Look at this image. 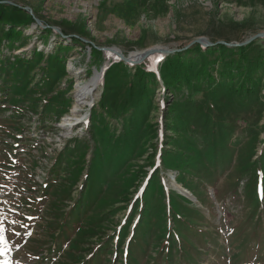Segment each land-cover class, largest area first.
<instances>
[{
    "label": "rangeland",
    "instance_id": "obj_1",
    "mask_svg": "<svg viewBox=\"0 0 264 264\" xmlns=\"http://www.w3.org/2000/svg\"><path fill=\"white\" fill-rule=\"evenodd\" d=\"M0 7V264H264V0Z\"/></svg>",
    "mask_w": 264,
    "mask_h": 264
},
{
    "label": "water",
    "instance_id": "obj_2",
    "mask_svg": "<svg viewBox=\"0 0 264 264\" xmlns=\"http://www.w3.org/2000/svg\"><path fill=\"white\" fill-rule=\"evenodd\" d=\"M36 22L40 23V21L38 19H36ZM260 38H264V33H259L256 36H254L251 39H249L248 41H246V42H244L242 44H236L235 46H245V45L250 44L254 40L260 39ZM195 43H199V44H201L203 46L212 45L204 38L196 40ZM220 43L226 44L225 42H220ZM99 50H102V51H105V52H109V53L113 54L114 56H116L117 58H119L120 60H122L123 62H125L127 64H130V65H133V66H137V65L142 64L145 60L151 58L155 54H162L164 56V55H171L172 53L176 52L174 50H168V49H164V48H151L149 50L144 51V53L142 55H140L138 58H132L130 56H125L124 54H122L118 50H114V49H111V48H101ZM183 192L185 194H187L191 199L195 200V198L193 197L191 192H189L188 190H184Z\"/></svg>",
    "mask_w": 264,
    "mask_h": 264
},
{
    "label": "bare ground",
    "instance_id": "obj_3",
    "mask_svg": "<svg viewBox=\"0 0 264 264\" xmlns=\"http://www.w3.org/2000/svg\"><path fill=\"white\" fill-rule=\"evenodd\" d=\"M142 55V54H141ZM140 56V55H139ZM100 78H101V76L100 75H98V77H97V75L96 76H94V78L92 79V81L90 82V84H88V86L87 87H85V86H83L84 88H81V89H79V93H77V95H76V97H77V101H78V103H81V102H84L85 101V99H86V94L91 90H89V88L90 87H96V86H98L99 85V81H100ZM89 90V91H88ZM64 123V122H63ZM65 124V123H64ZM62 125V124H61ZM182 188L183 186H179V188ZM184 188V187H183ZM181 190V189H180ZM182 191V190H181Z\"/></svg>",
    "mask_w": 264,
    "mask_h": 264
},
{
    "label": "trees",
    "instance_id": "obj_4",
    "mask_svg": "<svg viewBox=\"0 0 264 264\" xmlns=\"http://www.w3.org/2000/svg\"><path fill=\"white\" fill-rule=\"evenodd\" d=\"M2 9L3 8L0 7V22L5 21V23H3V24H16V22L13 20L12 16L5 17L6 15L1 14L2 12H4V10H2ZM19 24L25 25L24 23H21V22ZM24 27L27 28V26H24ZM221 47L223 48L224 46H221ZM176 79L178 80V78H176Z\"/></svg>",
    "mask_w": 264,
    "mask_h": 264
},
{
    "label": "snow or ice",
    "instance_id": "obj_5",
    "mask_svg": "<svg viewBox=\"0 0 264 264\" xmlns=\"http://www.w3.org/2000/svg\"><path fill=\"white\" fill-rule=\"evenodd\" d=\"M262 192H264V190H262Z\"/></svg>",
    "mask_w": 264,
    "mask_h": 264
}]
</instances>
